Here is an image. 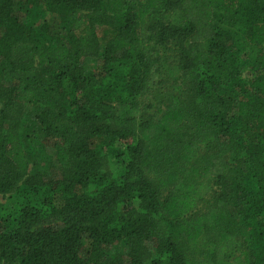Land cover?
Returning a JSON list of instances; mask_svg holds the SVG:
<instances>
[{
  "label": "trees",
  "instance_id": "obj_1",
  "mask_svg": "<svg viewBox=\"0 0 264 264\" xmlns=\"http://www.w3.org/2000/svg\"><path fill=\"white\" fill-rule=\"evenodd\" d=\"M0 105V264H264V0H0Z\"/></svg>",
  "mask_w": 264,
  "mask_h": 264
},
{
  "label": "rangeland",
  "instance_id": "obj_2",
  "mask_svg": "<svg viewBox=\"0 0 264 264\" xmlns=\"http://www.w3.org/2000/svg\"><path fill=\"white\" fill-rule=\"evenodd\" d=\"M39 15L40 16H43L42 17V20H46V19H49L50 20V18H51L50 15L46 17L45 14L42 11L39 12ZM53 18L54 17H52V19H51V21H53L52 24H54V19ZM95 63H96V59L94 57H88L85 64H87L88 66H94ZM241 68H242L243 78L244 79H247V74H248L247 70L248 69L246 67H244V66H241ZM0 108H1V105H0ZM27 132L30 135L35 134V129H34V127L31 124H29V126L27 128ZM2 200H3V202H6L7 201L6 199H3V198H2Z\"/></svg>",
  "mask_w": 264,
  "mask_h": 264
}]
</instances>
